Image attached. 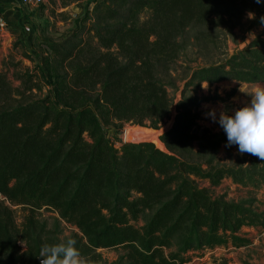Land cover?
Returning <instances> with one entry per match:
<instances>
[{"label": "trees", "instance_id": "trees-1", "mask_svg": "<svg viewBox=\"0 0 264 264\" xmlns=\"http://www.w3.org/2000/svg\"><path fill=\"white\" fill-rule=\"evenodd\" d=\"M102 2L103 22L43 41L57 73L14 69V86L0 72V264H40L41 247L62 242L59 221L77 230L70 238L85 258L122 250L120 264H190L205 250L252 246L247 230L264 229V201L230 202L201 185L229 180L264 192V160L244 153L223 164L226 133L199 127L203 103L227 104L235 92L186 94L204 83L264 84V38L191 74L178 71L190 31L247 12L255 13L253 26H264V0ZM187 80L176 124L163 138L173 154L124 140L116 146L108 137L114 125L121 134L127 125L158 128ZM15 207L26 211L21 226ZM43 209L57 216L52 228Z\"/></svg>", "mask_w": 264, "mask_h": 264}, {"label": "rangeland", "instance_id": "rangeland-1", "mask_svg": "<svg viewBox=\"0 0 264 264\" xmlns=\"http://www.w3.org/2000/svg\"><path fill=\"white\" fill-rule=\"evenodd\" d=\"M102 1L45 0L40 7L29 6L24 9L30 20H24V18L20 22L18 30L14 33L7 30L0 41V72L8 73L14 86L19 85L12 75L14 69L21 72L25 67H29L31 70L40 67L41 69L48 68L52 74L57 73L58 65L49 56L50 52L44 46L43 41L57 42L79 26L103 22V15L99 14L100 7H98L103 4ZM108 5L114 6L112 3H108ZM249 13L252 14V18H249ZM254 15V12H247L237 20L219 21L217 24L197 27L190 31L188 35L189 47L186 56L180 63L179 75L185 71L191 74L198 67L224 61L236 51L246 47L255 38H264V26L252 25ZM81 19L87 20L81 22ZM251 35L255 37L251 38ZM25 53L33 57V61L26 59ZM184 82H181L180 85ZM254 86L239 85L230 81L213 86L204 83L197 89L189 90L186 98H215L216 96L226 98L227 94L235 92V96L229 103L215 101L203 103L197 111L200 114L199 127L219 133L223 128L219 123L213 122L207 114L215 110L217 120L221 111H227L229 115H234L236 110L250 103V95ZM115 127V125L109 127L108 137L116 146H119V141L124 137L123 134L117 132ZM242 156L239 153L238 145L231 147L224 145L219 151V158L223 164L232 165ZM201 185L207 187L214 197H223L230 202H239L248 198L264 201V192L256 194L241 189L229 180L224 181L218 187H209L207 183H201ZM14 211L17 224L21 226L26 211L21 207H15ZM39 216L46 220L51 228L56 224V214L47 209L41 210ZM76 231L71 225L62 221L58 222V236L62 242L69 239ZM247 232L253 239V244L249 248L230 251L223 248L205 250L201 254L203 258H195L190 264H264V229L248 230ZM20 247L22 251L26 249L23 243H20ZM123 253L122 250H98L87 260L89 264H120L119 259ZM201 255L197 254L196 257Z\"/></svg>", "mask_w": 264, "mask_h": 264}, {"label": "clouds", "instance_id": "clouds-1", "mask_svg": "<svg viewBox=\"0 0 264 264\" xmlns=\"http://www.w3.org/2000/svg\"><path fill=\"white\" fill-rule=\"evenodd\" d=\"M255 3L260 4L261 0H255ZM248 15L252 18L251 13ZM260 22L264 24V17ZM250 97V103L236 110L234 115L221 111L218 120L215 110L207 115L213 122L219 123L226 133V147L238 145L241 155L248 153L264 160V84H255ZM75 245L76 240L72 238L43 245L39 254L40 264H89Z\"/></svg>", "mask_w": 264, "mask_h": 264}, {"label": "water", "instance_id": "water-1", "mask_svg": "<svg viewBox=\"0 0 264 264\" xmlns=\"http://www.w3.org/2000/svg\"><path fill=\"white\" fill-rule=\"evenodd\" d=\"M188 80L180 85L179 90L174 95L173 104L171 106L169 118L163 121L158 128H152L148 125H129L123 132L124 143L128 144H149L155 146V148L166 154H173L164 142L163 138L167 135L175 126L177 117L179 115L178 107L183 100L185 87Z\"/></svg>", "mask_w": 264, "mask_h": 264}, {"label": "crops", "instance_id": "crops-1", "mask_svg": "<svg viewBox=\"0 0 264 264\" xmlns=\"http://www.w3.org/2000/svg\"><path fill=\"white\" fill-rule=\"evenodd\" d=\"M27 7L28 6L22 5L20 0H0V12L3 14L1 17L4 24L7 25V30L9 32L11 31L14 33L16 30H18L19 24L24 18V20H30L24 10ZM5 21H7V23H5ZM230 250L237 249H228V251Z\"/></svg>", "mask_w": 264, "mask_h": 264}, {"label": "built area", "instance_id": "built-area-1", "mask_svg": "<svg viewBox=\"0 0 264 264\" xmlns=\"http://www.w3.org/2000/svg\"><path fill=\"white\" fill-rule=\"evenodd\" d=\"M22 5L40 7L44 4L45 0H20ZM7 31V25L4 24L1 14H0V41L4 37L5 32Z\"/></svg>", "mask_w": 264, "mask_h": 264}]
</instances>
